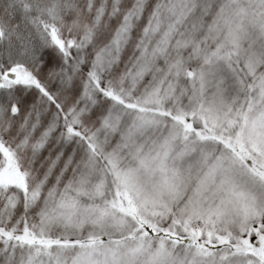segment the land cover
<instances>
[{"label": "snow or ice", "instance_id": "1", "mask_svg": "<svg viewBox=\"0 0 264 264\" xmlns=\"http://www.w3.org/2000/svg\"><path fill=\"white\" fill-rule=\"evenodd\" d=\"M0 264H264V0H0Z\"/></svg>", "mask_w": 264, "mask_h": 264}]
</instances>
